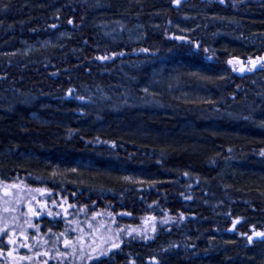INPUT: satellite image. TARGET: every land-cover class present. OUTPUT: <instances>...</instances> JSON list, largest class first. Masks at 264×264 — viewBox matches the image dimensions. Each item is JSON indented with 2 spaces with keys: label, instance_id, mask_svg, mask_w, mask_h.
I'll return each instance as SVG.
<instances>
[{
  "label": "trees",
  "instance_id": "16d2710c",
  "mask_svg": "<svg viewBox=\"0 0 264 264\" xmlns=\"http://www.w3.org/2000/svg\"><path fill=\"white\" fill-rule=\"evenodd\" d=\"M175 1L0 0V207L28 188L67 204L0 226V250L8 234L32 244L10 263L66 254L82 220L75 246H114L88 264H264V240L228 232L238 218L242 234L264 228V70L241 72L264 59V0ZM157 69L185 89L150 91ZM107 210L125 228L154 216L156 234L91 233Z\"/></svg>",
  "mask_w": 264,
  "mask_h": 264
},
{
  "label": "rangeland",
  "instance_id": "374dc122",
  "mask_svg": "<svg viewBox=\"0 0 264 264\" xmlns=\"http://www.w3.org/2000/svg\"><path fill=\"white\" fill-rule=\"evenodd\" d=\"M181 0H176L175 1V6H179ZM111 30H114V26L111 28ZM57 37L50 38L46 40L45 42H36L34 44H28L25 46V49L23 51H30L36 48H43L46 47V45L53 44L54 42L57 41ZM254 62V61H253ZM231 67H233L235 70H238L239 67L237 66V63H232ZM248 67H246L247 69ZM245 69V70H246ZM261 70H264V64L260 66ZM245 70H241V72H245ZM154 71V74L152 75L149 84H148V89L152 92L156 91L159 88H164L166 89L167 92L174 93L176 91H183L185 89V83L182 82L178 77H173V76H166V74L163 73L161 69H157ZM187 85V83H186ZM67 100H75L78 102L80 105H85L88 104L89 101L77 97L74 93L73 90L69 91L65 97ZM194 138V137H193ZM192 138V139H193ZM184 141L188 142V140L183 139ZM31 189H24L22 191L21 189L15 190L14 192L10 193V196L6 197V201L8 205H5L3 207H0V226L6 225L7 227L12 226V223H16L18 225H25V224H34L35 219H39L42 216H47L49 214L51 215H61V214H66L67 213V204L63 201L60 205H53L52 203V197H48V195H44V192H40V200H37L38 202L31 203L33 202L30 199V193ZM44 195V196H43ZM34 197H37V195L34 194ZM9 202V203H8ZM31 203V204H30ZM62 206H64L62 208ZM12 211V212H11ZM106 212L100 213V216L98 217L99 219L95 221L94 229L90 231L91 233L97 228L99 232L104 233L106 229L103 227L104 225L108 226L109 232L106 234L112 235L117 233L118 235L122 234L123 238H129L134 235V237H140V238H151L156 234V221L154 219V216H144L143 218L139 219L138 222L139 224L137 226H131V228H125L124 226H119L114 223V220L111 216V214ZM105 213L108 215L103 216ZM10 214L9 217H6V215ZM95 215V214H94ZM119 216V215H115ZM125 216V215H121ZM81 215L79 216L80 219ZM125 217H128L127 215ZM115 218V217H114ZM100 222L98 225L97 222ZM8 222L11 223V225L7 224ZM82 220H71V222L68 224L69 227V232H74L71 233L72 235H75L72 238V245L71 247H67L65 245L59 244L61 242L60 240H57L58 243L56 245H53L56 249H61L66 247L64 249V252L66 254H61L57 253L56 255L53 256H45V255H40L35 257L28 256L30 258L29 260L26 261L27 264H63L62 261L63 259H59V256H63L67 261L75 262L72 264H88L91 262V260L95 257H104L106 256V250L107 251H113L114 246L111 245L112 240L106 238L104 239L103 242L98 241L95 243H89L86 244L84 247H79L75 246L78 245L76 244L78 242L77 239V232L80 231L81 228H85L84 226H81ZM110 223V225H109ZM243 223V220L241 218L234 219L231 222V226L228 230L230 234H239L243 237H245L248 241L249 245H253L254 243L258 241H263L264 240V235H258V234H264V228L263 229H256V228H250L249 232L246 234H242L239 231V227ZM81 226V227H80ZM71 227V228H70ZM111 227V228H110ZM24 230V229H22ZM39 231V233L37 232ZM90 232H86L85 234H90ZM121 234H120V233ZM37 235L34 236L35 240L39 242V253H44L46 250V245L49 246V238L48 236H45L42 234L41 230L37 229L36 230ZM81 234L83 236H86V238L90 237L89 235H84L82 232ZM69 233H65L62 237H68ZM4 236V235H3ZM26 236V235H25ZM249 237L252 239L249 240ZM2 238V237H1ZM27 237L24 236H18V235H10L8 234L7 236L5 235L3 238V242L5 245V251L2 249L0 250V264H13L10 263L9 259H12V253H17L20 255V251L18 249L25 248L23 254L24 256L27 255V250H29V245L31 244ZM121 240V237H119L118 241ZM106 242H109V244H106ZM45 244L42 247V244ZM32 246V244H31ZM60 251V250H59ZM136 258L135 256H130L128 264H136ZM146 264H160V261L156 258H150L145 261Z\"/></svg>",
  "mask_w": 264,
  "mask_h": 264
},
{
  "label": "water",
  "instance_id": "95a60500",
  "mask_svg": "<svg viewBox=\"0 0 264 264\" xmlns=\"http://www.w3.org/2000/svg\"><path fill=\"white\" fill-rule=\"evenodd\" d=\"M238 63L240 65H243L244 64V61L242 60H239ZM264 64V59H261V60H256L254 62H246V65L244 66V68L248 67L251 69V70H258L260 68V66H262Z\"/></svg>",
  "mask_w": 264,
  "mask_h": 264
},
{
  "label": "bare ground",
  "instance_id": "6f19581e",
  "mask_svg": "<svg viewBox=\"0 0 264 264\" xmlns=\"http://www.w3.org/2000/svg\"><path fill=\"white\" fill-rule=\"evenodd\" d=\"M62 36H63V34H58V35H56L55 37H57V38H58L57 41H59V39H60ZM51 38H54V37H51ZM49 39H50V38H49ZM47 40H48V39H47ZM57 41H56V42H57ZM56 42H54V43H56ZM54 43H53V44H54ZM51 45H52V44L46 45V47H47V46H51ZM71 90H73L74 93H75V95L77 96L75 89H70L69 91H71ZM69 91H68V92H69ZM68 92H67V93H68ZM67 93H66V95H67ZM77 97H80V96H77ZM80 98H83V97H80ZM84 99H86V98H84ZM233 220H234V219H233ZM228 230H229V229H228ZM200 255H201L200 253H195V258H199ZM205 256H206V255H205ZM203 258H204V256H203Z\"/></svg>",
  "mask_w": 264,
  "mask_h": 264
},
{
  "label": "flooded vegetation",
  "instance_id": "af4514ba",
  "mask_svg": "<svg viewBox=\"0 0 264 264\" xmlns=\"http://www.w3.org/2000/svg\"><path fill=\"white\" fill-rule=\"evenodd\" d=\"M242 69L245 70L246 68L242 67ZM249 69H250V68H249V66H248V68H247L246 70H249ZM250 70H251V69H250Z\"/></svg>",
  "mask_w": 264,
  "mask_h": 264
},
{
  "label": "snow or ice",
  "instance_id": "6c2138e0",
  "mask_svg": "<svg viewBox=\"0 0 264 264\" xmlns=\"http://www.w3.org/2000/svg\"><path fill=\"white\" fill-rule=\"evenodd\" d=\"M258 235H264V234H258ZM252 238L251 237H249V240H251Z\"/></svg>",
  "mask_w": 264,
  "mask_h": 264
}]
</instances>
